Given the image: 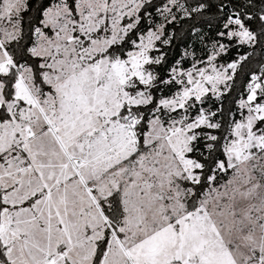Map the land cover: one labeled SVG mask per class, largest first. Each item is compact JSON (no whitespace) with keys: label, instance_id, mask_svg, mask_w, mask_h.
<instances>
[{"label":"snow or ice","instance_id":"obj_1","mask_svg":"<svg viewBox=\"0 0 264 264\" xmlns=\"http://www.w3.org/2000/svg\"><path fill=\"white\" fill-rule=\"evenodd\" d=\"M0 264H264V0H0Z\"/></svg>","mask_w":264,"mask_h":264}]
</instances>
